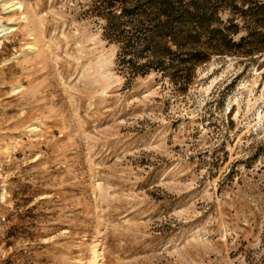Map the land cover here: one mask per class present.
Masks as SVG:
<instances>
[{"label":"rangeland","instance_id":"1","mask_svg":"<svg viewBox=\"0 0 264 264\" xmlns=\"http://www.w3.org/2000/svg\"><path fill=\"white\" fill-rule=\"evenodd\" d=\"M103 1L0 0V264H264V0Z\"/></svg>","mask_w":264,"mask_h":264},{"label":"bare ground","instance_id":"2","mask_svg":"<svg viewBox=\"0 0 264 264\" xmlns=\"http://www.w3.org/2000/svg\"><path fill=\"white\" fill-rule=\"evenodd\" d=\"M12 6H15L14 4H12ZM14 9H22V4H18L16 7H14ZM14 9H13V11H14ZM5 30H8L7 32H4ZM5 30H4V27L3 26H0V38H2L3 36H4V34H7V33H10V32H12V31H14V30H16V27H15V25H12V26H8L7 28H5ZM29 49H30V51H34L35 49H36V47L34 46V45H30V47H29ZM6 147V146H5ZM5 148H3V150H4ZM7 149V148H6ZM5 149V150H6ZM4 153H6V152H4ZM5 155V154H4ZM95 242H96V240H95ZM100 244V243H99ZM98 244H92V252H93V262L95 263V261H96V259H97V257H98V254H97V246ZM100 258V257H99ZM100 261V260H99ZM92 262V263H93ZM98 264H100V263H98Z\"/></svg>","mask_w":264,"mask_h":264},{"label":"trees","instance_id":"3","mask_svg":"<svg viewBox=\"0 0 264 264\" xmlns=\"http://www.w3.org/2000/svg\"><path fill=\"white\" fill-rule=\"evenodd\" d=\"M103 5H105V4H107V5H110V6H113V5H111V4H113V3H111L110 2V0L109 1H103V3H102ZM101 4V5H102ZM125 1L123 0V1H121L120 3H119V6H121L120 8V13L122 12V11H124V9H125ZM118 27H117V24H114L112 21L110 22H108L107 23V25H106V27H105V30H106V33L108 34H111L110 36H111V38H112V36H113V40H118V29H117Z\"/></svg>","mask_w":264,"mask_h":264}]
</instances>
